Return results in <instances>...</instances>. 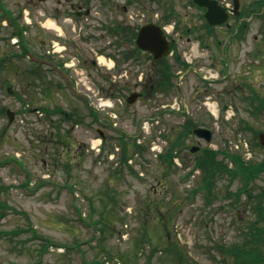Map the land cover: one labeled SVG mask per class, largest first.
I'll list each match as a JSON object with an SVG mask.
<instances>
[{
	"label": "rangeland",
	"instance_id": "obj_1",
	"mask_svg": "<svg viewBox=\"0 0 264 264\" xmlns=\"http://www.w3.org/2000/svg\"><path fill=\"white\" fill-rule=\"evenodd\" d=\"M249 1L235 34L238 21L208 31L188 0H3L27 28L21 40L13 20L0 23V264H222L213 245L240 240L249 210L205 205L193 191L200 170L183 176L200 160L193 145L228 166L222 150L245 160L263 152L248 131H264V112L249 111L251 94L264 101V11L248 17ZM169 3L173 17L162 20ZM147 21L169 29L165 73L122 37ZM133 91L141 96L127 104ZM186 121L211 140L186 132ZM178 131L179 157L164 165L159 155ZM239 185L215 179L220 196Z\"/></svg>",
	"mask_w": 264,
	"mask_h": 264
},
{
	"label": "trees",
	"instance_id": "obj_2",
	"mask_svg": "<svg viewBox=\"0 0 264 264\" xmlns=\"http://www.w3.org/2000/svg\"><path fill=\"white\" fill-rule=\"evenodd\" d=\"M133 35L134 33H132ZM155 64L163 68L164 73L169 67L165 57L156 60ZM164 75H159V80H167L169 78V75ZM184 130L186 132L190 131L189 121H186ZM183 139L182 131H178L176 138H168V147L159 155L160 161L163 164L167 166L173 164V157L176 155L175 151L179 153L181 145H183ZM226 155L232 158L233 169H228L227 164H222V162L209 166L203 158L196 163L198 167H201L202 162L207 166V170H205L206 174L204 175L206 177L202 179V183L199 186L204 192V202L206 205H209L212 201L218 199L217 197L220 195L215 189V179L217 178V174L225 173L228 182L238 178L240 185L236 191H230V187H227L223 200L227 199L228 201H221V207L224 208L227 203L232 208L245 206L249 210L251 218L246 223L247 225L245 224L242 228L239 227V229L241 228L239 230L241 233L240 240L230 243H223L221 241L220 243H215L213 249L220 256L222 264H264V185L258 186L255 183L258 172L264 169V164L250 165L248 162L240 161L238 155L235 153H226ZM124 158L125 155L123 156V160ZM188 175L189 173L185 177ZM0 210L4 211V208ZM168 249H172V247H168ZM178 257L180 260H183L181 254ZM176 262L178 263L179 260Z\"/></svg>",
	"mask_w": 264,
	"mask_h": 264
},
{
	"label": "water",
	"instance_id": "obj_3",
	"mask_svg": "<svg viewBox=\"0 0 264 264\" xmlns=\"http://www.w3.org/2000/svg\"><path fill=\"white\" fill-rule=\"evenodd\" d=\"M194 2L207 8L204 16L209 24H221L227 19V13L225 10L218 6L214 0H194ZM234 6L235 8L237 7L236 0H234ZM135 42L137 47L151 52L154 58L162 57L168 50L165 37L163 36L160 28L154 24L141 26L137 33ZM139 96L140 93L132 92L126 98V101L128 103H133ZM7 114L9 115V121H11L13 116L12 112L7 111ZM194 133L198 137H203L205 140H209L211 137V132L208 129L201 127L195 128ZM260 137L262 140L263 135L261 134ZM195 149L196 147H192L191 151H194ZM203 154L211 164L214 163L213 150L204 149Z\"/></svg>",
	"mask_w": 264,
	"mask_h": 264
},
{
	"label": "flooded vegetation",
	"instance_id": "obj_4",
	"mask_svg": "<svg viewBox=\"0 0 264 264\" xmlns=\"http://www.w3.org/2000/svg\"><path fill=\"white\" fill-rule=\"evenodd\" d=\"M222 1L223 0H216V2L218 4H222L221 3ZM255 3H256V0H250L247 4H249L248 7L252 9V8H254L253 5H255ZM251 4H252V6H251ZM240 5H241V0H239V13L238 14H234L233 11L231 12L228 9L229 14H228L227 21L224 24L220 25V26H212V27H227L228 28L231 25V23H230L231 21H233V22L234 21H238V23H237L238 26L236 28H232L231 29L233 33L238 34L241 31V27H240L241 21L243 19H246L245 17H243V15H240V13H241V9H240L241 6ZM263 9H264V7H263ZM75 13L77 15L81 14L80 11H76ZM255 13L256 12L253 10V12L251 13V15H249V17L252 18L255 15ZM259 18L264 23V16L259 17ZM203 24H205V26H207V23H204V21L202 22V26L204 27ZM262 26L257 28V30L260 33L264 32V27H262ZM254 98L255 99L253 100V106H251L252 108L249 109L251 116L254 115V114H258V113L264 112V101L262 99H260V98H256L255 96H254ZM244 126H245L244 132H247L246 130H248V129H247L246 124ZM261 132L264 133V131L260 127L259 128L255 127V129L252 128L251 129V133L248 132L250 134V136H248V139H249V143H250V146L252 147V149H254V151L258 152V153H260L259 152L260 150L263 151V152L260 153V156H259V158L257 160H250V162L252 164H254L255 162L258 163V164H260L262 162L264 164V136H263V138L261 140L260 139V135H259V133H261ZM261 174H262V176H264V171L263 170H261Z\"/></svg>",
	"mask_w": 264,
	"mask_h": 264
},
{
	"label": "bare ground",
	"instance_id": "obj_5",
	"mask_svg": "<svg viewBox=\"0 0 264 264\" xmlns=\"http://www.w3.org/2000/svg\"><path fill=\"white\" fill-rule=\"evenodd\" d=\"M47 24H49L50 27H53V24L51 22L47 21ZM99 59H100V61H104L102 56H99ZM104 104H106V103H104ZM210 108L214 110V107L211 104H210Z\"/></svg>",
	"mask_w": 264,
	"mask_h": 264
}]
</instances>
